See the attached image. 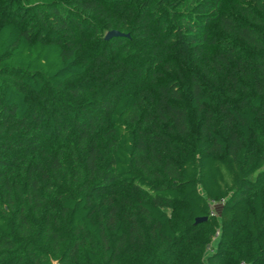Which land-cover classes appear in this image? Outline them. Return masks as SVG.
<instances>
[{"label": "trees", "instance_id": "16d2710c", "mask_svg": "<svg viewBox=\"0 0 264 264\" xmlns=\"http://www.w3.org/2000/svg\"><path fill=\"white\" fill-rule=\"evenodd\" d=\"M241 262L264 264V0H0V264Z\"/></svg>", "mask_w": 264, "mask_h": 264}, {"label": "water", "instance_id": "95a60500", "mask_svg": "<svg viewBox=\"0 0 264 264\" xmlns=\"http://www.w3.org/2000/svg\"><path fill=\"white\" fill-rule=\"evenodd\" d=\"M118 36H122V37L124 36V37H127L128 34H123V33H120L119 31L111 30V31H108V32L105 34L104 38H105V39H110V38H112V37H118ZM206 219H207V217L196 218V219H195V222L203 221V220H206Z\"/></svg>", "mask_w": 264, "mask_h": 264}, {"label": "built area", "instance_id": "2783aa9c", "mask_svg": "<svg viewBox=\"0 0 264 264\" xmlns=\"http://www.w3.org/2000/svg\"><path fill=\"white\" fill-rule=\"evenodd\" d=\"M220 203H222V201H220V202L211 201V203H210V211H209L210 216H214L216 214V211H217L218 206L220 205ZM217 235H218V231L215 232L214 237H216ZM206 249L207 250H211V248L209 246H207ZM240 264H244V263L241 262Z\"/></svg>", "mask_w": 264, "mask_h": 264}]
</instances>
